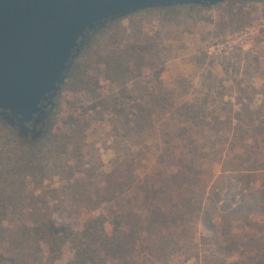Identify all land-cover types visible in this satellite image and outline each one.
Instances as JSON below:
<instances>
[{"label":"rangeland","instance_id":"374dc122","mask_svg":"<svg viewBox=\"0 0 264 264\" xmlns=\"http://www.w3.org/2000/svg\"><path fill=\"white\" fill-rule=\"evenodd\" d=\"M245 33L248 42L236 45ZM92 40L77 59L78 78L68 79L58 95L41 140L21 138L0 120V264H22L10 244L26 228L34 234L45 226L57 236L79 232L84 217L71 193L82 181L101 183L126 161L135 170V187L124 195L129 221L141 228L146 246L154 244L158 251L162 238L184 234L187 264L211 263L217 255L194 237L198 227L174 187L177 177L163 175V190L156 187L159 142L162 131L175 132L174 113L189 105L199 104L208 114L202 121V127L213 129L204 134L208 142L217 144L220 130L233 136V129L248 128L250 123L238 118L264 104V0L142 11L110 24ZM147 111L155 121L162 118L155 129L138 132L134 120ZM211 154L213 179L232 186L229 200L211 206L214 223L233 209L256 213L260 225L254 239L263 241L264 218L257 211L264 210V174L225 172L220 153ZM65 160L71 170L63 174ZM163 193L167 198L174 193L173 200H163ZM160 204L172 206L165 217L153 213ZM161 218L165 231L149 224ZM46 257L45 245L32 241L23 264H48ZM74 262L67 248L53 264Z\"/></svg>","mask_w":264,"mask_h":264},{"label":"trees","instance_id":"16d2710c","mask_svg":"<svg viewBox=\"0 0 264 264\" xmlns=\"http://www.w3.org/2000/svg\"><path fill=\"white\" fill-rule=\"evenodd\" d=\"M174 8L178 7L162 10ZM80 66L81 62L76 60L69 73V80L78 78ZM196 105H189L188 108L180 107L171 118V122L175 121L177 125L174 124L173 127L175 132L167 130L161 133L163 138L159 142L157 156L160 182L156 187L158 191L163 190L161 187L163 175L174 180L177 177L174 187L185 201V213L192 218V224L196 229L198 227L194 237L202 248L211 250L214 256L217 255L209 264H264V240L256 242L254 239L256 230L254 228L260 225L256 213L252 216L247 215V212L233 209L224 214L219 224L214 223L211 206L219 201L229 200L232 197V186H228L224 180H214L215 164L212 158L210 161L211 152L214 151L222 156L221 166L225 172L237 173L239 176L264 174V104L262 109L250 110L238 118L250 123L248 128L233 129V136L227 130H220L218 132L220 140L217 144L208 142L207 137L204 139V134L212 132L213 129L202 127V121L207 120L208 114L203 112L199 104ZM153 117L154 115L149 111L137 115L134 122L138 132L144 133L147 129L154 128L162 115L157 116V121ZM220 119L218 121H221ZM65 151L66 147L63 148V152ZM122 165L121 169L116 168L105 178L103 177L101 183L92 182V179L82 181L77 190L71 193L76 200L77 209L84 217L79 232L69 230V235L57 236L45 226L36 228L34 234L32 230L26 228L11 241L10 251L13 257L22 264L26 263L29 245L35 241L45 245L48 264L56 263L67 248L73 254L74 264H174V262L187 264L190 262L185 256L189 237L184 234L180 235L179 239L162 238L161 246L157 245L160 248L158 251L154 244L151 247L146 246V241L140 236L141 228L129 221L132 212L127 200L124 199V195L135 187L134 164L126 161ZM70 168L68 160H65L61 166L62 173H68ZM162 196L163 200L169 199L170 202L174 198V193L168 198L164 193ZM167 208L170 209L172 206L160 204L153 213L159 214L156 215L157 217H165ZM257 212H260V217L264 218V210ZM165 221V218H161L160 221L155 220L149 224L165 231L167 227ZM247 227L249 230L246 233L244 231L241 232L242 235L236 234L239 233L236 230L242 231Z\"/></svg>","mask_w":264,"mask_h":264},{"label":"water","instance_id":"95a60500","mask_svg":"<svg viewBox=\"0 0 264 264\" xmlns=\"http://www.w3.org/2000/svg\"><path fill=\"white\" fill-rule=\"evenodd\" d=\"M227 1L259 0H0L1 120L21 138L40 139L76 60L102 29L146 10Z\"/></svg>","mask_w":264,"mask_h":264},{"label":"built area","instance_id":"2783aa9c","mask_svg":"<svg viewBox=\"0 0 264 264\" xmlns=\"http://www.w3.org/2000/svg\"><path fill=\"white\" fill-rule=\"evenodd\" d=\"M249 37H248V33L245 34H241L239 35L236 39H235V43L238 46H242L243 44H245L246 42H248Z\"/></svg>","mask_w":264,"mask_h":264},{"label":"flooded vegetation","instance_id":"af4514ba","mask_svg":"<svg viewBox=\"0 0 264 264\" xmlns=\"http://www.w3.org/2000/svg\"><path fill=\"white\" fill-rule=\"evenodd\" d=\"M33 124H34V122H33V123H30V124L28 125V127H29L30 129H33ZM28 137H31V134H29ZM28 137H27V138H28Z\"/></svg>","mask_w":264,"mask_h":264}]
</instances>
